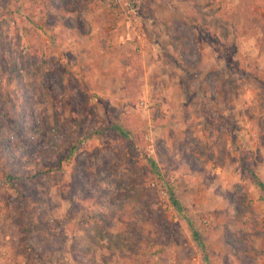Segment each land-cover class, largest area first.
<instances>
[{
  "label": "rangeland",
  "instance_id": "374dc122",
  "mask_svg": "<svg viewBox=\"0 0 264 264\" xmlns=\"http://www.w3.org/2000/svg\"><path fill=\"white\" fill-rule=\"evenodd\" d=\"M182 1L0 0V264H264V0Z\"/></svg>",
  "mask_w": 264,
  "mask_h": 264
},
{
  "label": "crops",
  "instance_id": "0c3cea01",
  "mask_svg": "<svg viewBox=\"0 0 264 264\" xmlns=\"http://www.w3.org/2000/svg\"><path fill=\"white\" fill-rule=\"evenodd\" d=\"M198 1L203 3V5L200 3H199L200 5H198L197 3H194L195 5H191L192 3H190L189 7L192 6L193 8H198L197 12L199 14L201 13V11L205 12L206 10H210L212 7L218 8L219 6H221L220 2H227V5L230 7H234V5L236 4V3H234V0H198ZM188 2H190V1H188ZM184 3H186V2L184 1ZM182 4H183V1H182V3H180L179 0H153V2L150 4L149 8L152 10L154 20L150 19L149 17H145L144 18L145 24H143L140 21H136V20L134 21V19L130 18V23H127V25H126L127 34L125 35V36H127L128 41L134 40V42L136 44H142V47H144V45H146L147 42L149 43V38L147 36L148 35L147 32L149 31V28L151 27L150 23H152V26H155L156 23H160L159 25L162 28H164V30H165L163 37L166 40L172 41V43H170L168 48H167L168 54L171 55L172 53L180 52L179 50H181V48L176 47L174 44V39L176 38V35L172 32L171 26H172L175 18L178 17V14L184 12V10L181 9ZM186 4H188V3H186ZM115 25L116 24H114V26ZM116 26H119V25H116ZM142 27L144 28V30ZM113 29H115V28H113ZM90 30L93 31L90 33V37H93L94 36V27H91ZM109 30L110 29L108 28V30L106 32H108ZM197 35H198L197 32L191 33V35H190L192 37V39L194 40V46L200 44L199 42L195 41V39L197 40ZM152 40H155L154 37ZM153 45H154V43H153ZM205 46L206 47L204 49H202L204 51H201L198 49V47H196L199 50V52H198V50H196L197 54H199V56H198L199 62L196 63V65H199V66L205 65L206 70L209 71L210 69H212L211 70L212 72L217 71V70L227 71V69H228L227 59L224 58L223 59L224 63H220L219 62V56H221V54H220L219 50L212 44V42H208V44H206ZM142 47L140 48L142 51L141 54L144 53V50H142ZM157 48L158 47L156 44V46L154 47V50L161 51ZM174 48H176L175 52H174V50H172ZM200 57L201 58L204 57V62H202L203 64L201 63V61H203V60L200 59ZM166 65L168 67H170L171 64L166 63ZM179 65H181L183 68H186L185 67V65H186L185 61H179L177 66L180 67ZM151 69L157 70V66L155 64H153V65H151ZM220 72H223V71H220ZM226 75L227 74L225 72V76ZM224 83H225V87L227 88V79L223 80V78H221L220 80H216V82L214 84H210L215 89L214 92L212 93L213 96L211 95V97L209 98V100L211 99L213 103L215 101L218 102V96L217 95L219 94L218 90H220V88L219 87L217 88V85L218 84H224ZM183 86H185V89L183 88V90H181V96L180 97H181V99L184 98V103H185L184 105L186 106V109H187L189 106V104L187 103L188 102V96H187L188 92H186V88H187L186 85H183ZM201 87L204 88L205 86L202 84ZM179 94H180V92H179ZM198 96L201 97L200 93L198 94ZM223 103L225 105V102H223ZM181 106H182V104H181ZM219 107H221V109H218V111H217V109H215L216 114L218 116H220L221 114L228 115V113H226V112H228V110H226L225 106H223L225 108V110H224V108H222V104H220ZM204 114H206V113H203V115ZM202 119L203 118H201V120Z\"/></svg>",
  "mask_w": 264,
  "mask_h": 264
},
{
  "label": "trees",
  "instance_id": "16d2710c",
  "mask_svg": "<svg viewBox=\"0 0 264 264\" xmlns=\"http://www.w3.org/2000/svg\"><path fill=\"white\" fill-rule=\"evenodd\" d=\"M10 176L11 177H13V174H10ZM16 204H19V203H17V199L15 200H13ZM175 205L176 206H178V204H176L175 203ZM16 206H18V205H16ZM24 205H22V207H23ZM24 213H25V211H24ZM25 219L27 220V216L25 217ZM25 219H24V221H23V218H18L17 220H16V223H17V226L18 227H20V229L19 230H21V232L22 233H24L25 235H26V237H28V239L32 236V231H30L29 230V226H30V224H25ZM24 225V227H22ZM193 236H194V239H195V241L200 245V246H202V244H201V240H200V235L198 234V232L195 230V229H193ZM27 251H29V247H28V249L26 250L25 249V252L27 253Z\"/></svg>",
  "mask_w": 264,
  "mask_h": 264
},
{
  "label": "built area",
  "instance_id": "2783aa9c",
  "mask_svg": "<svg viewBox=\"0 0 264 264\" xmlns=\"http://www.w3.org/2000/svg\"><path fill=\"white\" fill-rule=\"evenodd\" d=\"M137 21H138V19H137Z\"/></svg>",
  "mask_w": 264,
  "mask_h": 264
}]
</instances>
